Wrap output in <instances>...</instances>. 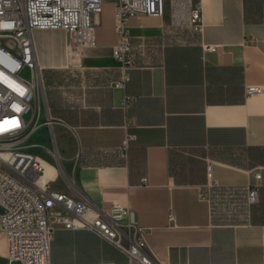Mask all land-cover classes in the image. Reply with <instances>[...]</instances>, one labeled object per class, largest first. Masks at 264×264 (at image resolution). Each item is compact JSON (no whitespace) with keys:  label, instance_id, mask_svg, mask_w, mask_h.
<instances>
[{"label":"crops","instance_id":"crops-1","mask_svg":"<svg viewBox=\"0 0 264 264\" xmlns=\"http://www.w3.org/2000/svg\"><path fill=\"white\" fill-rule=\"evenodd\" d=\"M200 1L202 34L189 28L195 0H166L162 16L131 20L135 67L124 89L114 87L116 0L95 15L97 44L81 69L66 68L63 31L52 42L34 31L46 108L61 131L62 160L40 157L48 177L59 171L47 182L55 190L69 191L63 173L94 208L121 201L134 210L161 264H264V0ZM248 86L263 92L247 97ZM127 134L135 138L124 157ZM62 216L55 209L51 264H130Z\"/></svg>","mask_w":264,"mask_h":264},{"label":"built area","instance_id":"built-area-1","mask_svg":"<svg viewBox=\"0 0 264 264\" xmlns=\"http://www.w3.org/2000/svg\"><path fill=\"white\" fill-rule=\"evenodd\" d=\"M166 0H116L117 41L113 57L120 64V76L114 87L124 89L135 67V55L129 35L131 20L139 15L162 16ZM105 0H0V233L5 235L4 257L7 264H51V244L55 222L52 211L63 212L62 222L71 229L97 234L126 254L130 264H161L147 241V229L139 224L134 210L114 201L106 210L94 208L62 174L69 191L41 184L45 163L30 148V137L45 126L52 131L57 123L46 108L45 86L39 65L34 31L60 30L66 35V68H83L84 53L96 47L95 15L102 13ZM203 8L200 0L190 11L189 28L202 34ZM206 51H215L205 45ZM257 86L245 89L247 97L258 96ZM133 97H124L121 108L127 127L132 124L128 111ZM46 120L41 125V115ZM135 135L127 134L121 149L125 157ZM55 161L56 153L49 150ZM255 178L261 179L260 174ZM206 200L205 195H201ZM248 203H258L257 185L248 192ZM173 219V213L169 214ZM102 264H115L103 262Z\"/></svg>","mask_w":264,"mask_h":264},{"label":"rangeland","instance_id":"rangeland-1","mask_svg":"<svg viewBox=\"0 0 264 264\" xmlns=\"http://www.w3.org/2000/svg\"><path fill=\"white\" fill-rule=\"evenodd\" d=\"M37 33L45 40L52 42L55 40V30H49V31H37ZM55 50H53L54 52ZM46 120V115L45 112L42 113L41 115V125L45 122ZM61 134V131L59 130L58 126L55 127V130L51 132V130L45 126L40 127L38 131H36L29 140L30 148L32 151L37 153L39 156H42L44 158L50 159V154L48 152V149L51 150L53 149L54 152L57 151L59 155L61 156L62 160V155L58 151V135ZM58 157V155H56ZM52 160V158H51ZM47 162V161H46ZM49 163V162H48ZM51 166L55 169V165L50 163ZM59 173V172H58ZM58 177L56 175L55 179ZM60 181L61 185H63L62 180ZM50 188H55V183L52 185L50 184ZM3 208L0 206V214L3 213ZM52 216H55V209L52 211ZM4 242H5V235L3 233H0V250L4 248ZM1 252V251H0ZM0 264H7V261L5 260L4 257H0Z\"/></svg>","mask_w":264,"mask_h":264},{"label":"bare ground","instance_id":"bare-ground-1","mask_svg":"<svg viewBox=\"0 0 264 264\" xmlns=\"http://www.w3.org/2000/svg\"><path fill=\"white\" fill-rule=\"evenodd\" d=\"M57 157V156H56ZM57 159H58V157H57ZM59 160V159H58ZM44 161V160H43ZM45 163V162H44ZM45 168H46V170H45V175L41 178V184L43 185V184H46L48 181H55V176L51 179L50 177H48V175H47V167H46V164H45ZM58 169L56 170V173L58 174ZM56 174V175H57ZM1 247V246H0ZM1 252V254H3L4 255V248H2V250H0Z\"/></svg>","mask_w":264,"mask_h":264}]
</instances>
